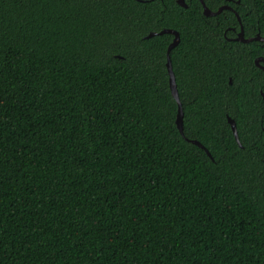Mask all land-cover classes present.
I'll return each mask as SVG.
<instances>
[{"label": "trees", "instance_id": "obj_1", "mask_svg": "<svg viewBox=\"0 0 264 264\" xmlns=\"http://www.w3.org/2000/svg\"><path fill=\"white\" fill-rule=\"evenodd\" d=\"M185 1L0 0V264H264V0Z\"/></svg>", "mask_w": 264, "mask_h": 264}, {"label": "water", "instance_id": "obj_2", "mask_svg": "<svg viewBox=\"0 0 264 264\" xmlns=\"http://www.w3.org/2000/svg\"><path fill=\"white\" fill-rule=\"evenodd\" d=\"M139 1H142V0H139ZM177 1H178V4L181 5L182 7H184V8L188 7L185 0H177ZM199 1L203 5L204 15H206L208 17L216 16L224 10H233L230 6L225 5V6L220 7L216 12H213L211 9H209L207 7L205 0H199ZM235 14L237 15V18L240 22V32L238 33L236 40L240 41L242 43H250L253 41H260V42L264 43V37H262L260 34H258L255 37L246 38L244 27L241 23V19H240L239 15L237 14V12H235ZM163 34H170V35L174 36L172 43L169 45V47L167 49V69H168V73H169V84H170L171 93H172L174 99L177 101V104H178V114H177L176 123H177V127H178L179 131L183 135L184 134V110H183V105H182V102L180 99L178 85H177V81H176V76H175V73L173 70L172 59H171V52L180 43V34H179V32L172 30V29H164L159 33H150L147 36V38H151V37H154L156 35H163ZM263 61H264V58L259 57L255 60V63L259 68H261L264 71V67L261 65V62H263ZM228 123L230 124V126L232 128V131H233V134L235 136L237 143L240 146H242V144L240 142L238 130H237V124H236L235 120L232 119L231 117H228ZM191 142L193 144L199 146L200 148L204 149L205 152L207 153V155L211 159H213L210 151L202 143H200L199 141H196V140H191Z\"/></svg>", "mask_w": 264, "mask_h": 264}, {"label": "flooded vegetation", "instance_id": "obj_3", "mask_svg": "<svg viewBox=\"0 0 264 264\" xmlns=\"http://www.w3.org/2000/svg\"><path fill=\"white\" fill-rule=\"evenodd\" d=\"M228 1H232V0H228ZM223 6H225V5H223ZM228 6V5H227ZM222 7V6H221ZM231 11H234V9L233 10H231ZM240 32V31H239ZM239 32H237V35H238V33ZM255 37V36H254ZM236 38H237V36H236ZM236 38H234V39H229V40H236ZM247 38V37H246ZM251 38V37H250ZM237 41V40H236ZM240 42V41H239ZM254 42V41H253ZM258 42H260V41H258ZM263 43V42H262ZM245 44H247V43H245ZM259 57H262V58H264V56L262 55V56H259ZM258 57V58H259ZM257 59V58H256ZM255 59V60H256ZM256 64V63H255ZM261 65L264 67V61L263 62H261ZM257 66V65H256ZM258 67V66H257ZM261 69V68H260Z\"/></svg>", "mask_w": 264, "mask_h": 264}]
</instances>
